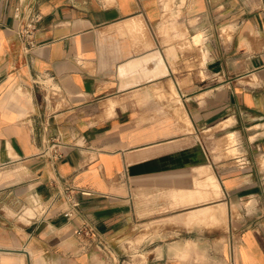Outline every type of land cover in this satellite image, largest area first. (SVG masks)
I'll use <instances>...</instances> for the list:
<instances>
[{
  "label": "crops",
  "instance_id": "1",
  "mask_svg": "<svg viewBox=\"0 0 264 264\" xmlns=\"http://www.w3.org/2000/svg\"><path fill=\"white\" fill-rule=\"evenodd\" d=\"M0 264H264V0H0Z\"/></svg>",
  "mask_w": 264,
  "mask_h": 264
},
{
  "label": "built area",
  "instance_id": "2",
  "mask_svg": "<svg viewBox=\"0 0 264 264\" xmlns=\"http://www.w3.org/2000/svg\"><path fill=\"white\" fill-rule=\"evenodd\" d=\"M24 8L20 4L15 8V16H19L23 12ZM27 17H25V21L23 24V27L19 31V36L23 39L27 47L34 46V33L36 31L37 22L39 21V15L34 12V10H27ZM63 146V143L60 141H53L52 143L46 145L44 149H42L41 154H47L49 158L52 159H58L62 156L61 154V148ZM82 195H91L92 193L88 190H82ZM78 205L77 202L72 203L73 207H76ZM74 212L70 209L66 211L67 216H72ZM83 235L87 237H95L96 231L92 226L88 225H81L78 229Z\"/></svg>",
  "mask_w": 264,
  "mask_h": 264
},
{
  "label": "rangeland",
  "instance_id": "3",
  "mask_svg": "<svg viewBox=\"0 0 264 264\" xmlns=\"http://www.w3.org/2000/svg\"><path fill=\"white\" fill-rule=\"evenodd\" d=\"M31 208L34 209L32 206H31ZM33 211H34V210H33ZM31 212H32V211H31ZM31 214H33V212H32ZM161 233H163V231H161Z\"/></svg>",
  "mask_w": 264,
  "mask_h": 264
}]
</instances>
